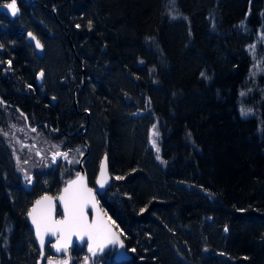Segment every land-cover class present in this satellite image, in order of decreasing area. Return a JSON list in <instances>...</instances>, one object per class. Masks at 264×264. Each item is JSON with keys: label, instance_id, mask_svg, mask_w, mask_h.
Segmentation results:
<instances>
[{"label": "trees", "instance_id": "trees-1", "mask_svg": "<svg viewBox=\"0 0 264 264\" xmlns=\"http://www.w3.org/2000/svg\"><path fill=\"white\" fill-rule=\"evenodd\" d=\"M17 3L20 18L0 13V264L40 257L28 213L44 193L12 180L15 118L71 155L51 195L86 145L92 187L107 155L119 264H264V0Z\"/></svg>", "mask_w": 264, "mask_h": 264}, {"label": "water", "instance_id": "water-1", "mask_svg": "<svg viewBox=\"0 0 264 264\" xmlns=\"http://www.w3.org/2000/svg\"><path fill=\"white\" fill-rule=\"evenodd\" d=\"M13 0H0V13L4 14L10 19H17L21 16V10L18 6L17 0H15V4L17 7V12L15 15L12 14L11 9L7 6L8 4L12 3ZM34 37V39H33ZM37 42H39V47L37 46ZM27 43L34 47L36 54L43 59L45 50L41 42L37 39V37L33 33H29L27 36ZM40 72L37 78V86L43 87L45 78L44 73L41 75ZM87 152L83 155L82 159L79 163V172L76 177L69 182L61 189V192L58 196H53L51 194H46L36 200L33 203V206L28 214V220L30 223V228L34 234L35 243L37 244L38 250L40 252V257L37 264H45L47 258V250L49 248V252L55 257H62L64 255H68L71 258V251L78 247L80 249L86 247V251L89 254H93V252L89 251V245H91L95 251V256H103L112 248L117 249V254L115 256V262H128L131 259V256L128 252L125 251L124 241L122 239L121 234L119 233L118 229L112 223V221L108 218L106 213L103 211L101 202H99L98 197L107 193L112 178L109 169L108 157L105 155L100 162V167L98 171V175L96 178V182L94 187L89 185V178L84 167L85 160L90 156L91 151L90 147L86 145ZM103 173V176L101 175ZM82 178V179H81ZM101 182H103V186L101 187ZM36 181L32 180L28 185L22 182L25 190L27 192H31ZM71 185L70 192H78L82 194L85 198L88 199L89 203L85 208V214L87 217V221L89 224H96L99 225L104 231L105 235L108 239H117L118 243H105L103 249L99 248V241L93 242L89 241L87 236L81 239L78 236L73 235L70 238V242H65V238L60 235V233L53 234L51 231H44L43 224L41 225V234L44 238V243L41 245L40 236L37 234V225L33 223V218L35 217L38 222L41 220L42 213L50 212L51 217L53 220H63L65 217L63 215L64 212V205L63 202L60 200L61 196H65L64 189L68 188ZM90 190V191H89ZM45 197L49 199H45ZM37 201L40 203L37 204ZM33 209H36L33 212ZM61 211L62 216L58 217V211ZM123 244V247L120 244ZM57 248L60 250L57 251Z\"/></svg>", "mask_w": 264, "mask_h": 264}, {"label": "rangeland", "instance_id": "rangeland-1", "mask_svg": "<svg viewBox=\"0 0 264 264\" xmlns=\"http://www.w3.org/2000/svg\"><path fill=\"white\" fill-rule=\"evenodd\" d=\"M261 54L263 55V53ZM255 71L259 70L255 68ZM6 127V142L11 155L10 159L15 167L12 180L17 181L21 186L22 182L28 185L32 180H35L38 183L36 186L38 185L40 188V190L38 189L39 194H49L48 192L52 189L53 174L60 173L59 166H61L62 161L68 159L71 155L69 154L68 157L64 155L68 152L60 144L52 143L51 139L43 137L41 131H37V127L29 128L18 118L9 120ZM152 130L150 133V147L159 155L161 150L160 137L155 129ZM80 156L81 154L78 152L75 159L78 160ZM76 256L79 260H77L78 264L99 263V260H95L92 256L80 253ZM45 264L73 263L72 259L55 257L51 254L48 255Z\"/></svg>", "mask_w": 264, "mask_h": 264}, {"label": "snow or ice", "instance_id": "snow-or-ice-1", "mask_svg": "<svg viewBox=\"0 0 264 264\" xmlns=\"http://www.w3.org/2000/svg\"><path fill=\"white\" fill-rule=\"evenodd\" d=\"M7 7L11 9L13 15L16 14L18 9L15 0L8 4ZM37 46H40L39 42H37ZM41 75H43V73H41ZM101 175L103 176V173ZM102 186L103 182H101V187ZM71 187L72 186L69 185L68 188H65L64 192L66 195L60 197V200L64 205L63 215L65 218L63 220H53L50 212L42 213L40 222H38L35 217L33 218V223L37 225V234L40 236L41 245L44 243V238L41 234L42 224L45 232L51 231L53 234L60 233V235L65 238L66 243L70 242V238L73 235L78 236L81 239L87 236L88 240L93 241L94 243L99 241L98 246L101 250L105 243H118L119 241L117 239H108L105 235V231L99 225L88 223L84 210L89 201L78 192H70ZM45 199L49 198L45 197ZM39 203L40 202L37 201V204ZM35 211L36 209H33V212ZM120 246L123 247V244L121 243ZM59 250L60 249L57 248V251ZM89 251L93 252V255H95V251L91 245H89Z\"/></svg>", "mask_w": 264, "mask_h": 264}, {"label": "flooded vegetation", "instance_id": "flooded-vegetation-1", "mask_svg": "<svg viewBox=\"0 0 264 264\" xmlns=\"http://www.w3.org/2000/svg\"><path fill=\"white\" fill-rule=\"evenodd\" d=\"M78 173V172H77ZM36 184L38 183H35V186ZM22 187L24 188V186L22 185ZM25 189V188H24ZM34 189V188H33ZM32 189V190H33ZM32 192V191H31ZM30 193V192H29ZM103 196V195H102ZM98 197L99 201L101 199V197ZM101 202V201H100ZM106 213V211H105ZM107 214V213H106ZM49 251V250H47ZM73 253H80V254H83V255H88V256H93V258L95 260H99V263L100 264H119V263H116L115 262V256L117 254V250L116 248H112L111 250H109L104 256H94L93 254H88L87 251H86V247L80 249V248H74L72 251H71V254ZM68 257V256H67ZM69 259V257H68ZM129 262V261H128Z\"/></svg>", "mask_w": 264, "mask_h": 264}, {"label": "bare ground", "instance_id": "bare-ground-1", "mask_svg": "<svg viewBox=\"0 0 264 264\" xmlns=\"http://www.w3.org/2000/svg\"><path fill=\"white\" fill-rule=\"evenodd\" d=\"M0 5H1V4H0ZM21 15H22V12H21ZM20 17H21V16H20ZM20 17H19V18H20ZM35 53H36V52H35ZM36 55H37V54H36ZM37 56H38V55H37ZM38 57H39V56H38ZM39 58H40V57H39ZM40 59H41V58H40ZM21 184H22V183H21ZM25 191H26V190H25Z\"/></svg>", "mask_w": 264, "mask_h": 264}]
</instances>
